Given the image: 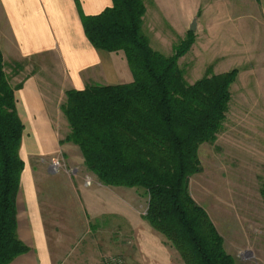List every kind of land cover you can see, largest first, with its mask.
<instances>
[{
    "label": "trees",
    "instance_id": "obj_1",
    "mask_svg": "<svg viewBox=\"0 0 264 264\" xmlns=\"http://www.w3.org/2000/svg\"><path fill=\"white\" fill-rule=\"evenodd\" d=\"M113 1L102 13L87 16L76 0L90 42L108 52L123 51L134 80L68 90L62 109L71 131L64 142L80 148L86 167L104 185L145 189L148 221L186 264H235L188 184L201 170L199 147L215 140L222 127L238 69L187 82L179 60L191 49L195 33L189 31L166 56L144 33V0ZM24 131L0 49V264L30 251L18 234ZM261 193L264 197V184Z\"/></svg>",
    "mask_w": 264,
    "mask_h": 264
},
{
    "label": "crops",
    "instance_id": "obj_2",
    "mask_svg": "<svg viewBox=\"0 0 264 264\" xmlns=\"http://www.w3.org/2000/svg\"><path fill=\"white\" fill-rule=\"evenodd\" d=\"M79 2L87 16L100 14L114 5L113 0ZM144 3L143 25L152 5L156 35L161 42H168V35L184 36L192 31L190 27L200 11L202 22L198 20V32H193L197 36L202 31L209 49L210 44L218 43L222 44L221 51H228L226 44L243 43L242 36L253 23L264 32V0H144ZM243 17L245 22L238 24L237 19ZM0 49L5 72L15 88L18 113L25 124L21 149L25 169L17 198L18 234L30 251L11 264H62L68 252L65 246L73 241L66 236L75 234L83 206L94 218L113 213L114 190L101 184V189L86 187L83 193L72 184L77 196L64 205L62 214L50 208L44 210L34 172L23 156V145H31L32 152L38 155L63 153L67 155V166L85 165L78 146L61 144L64 131H70L62 109L67 91L83 90L94 84H126L134 76L124 52L123 55L122 51L101 50L90 42L76 0H0ZM50 60L52 65L48 63ZM131 219L134 224H141V218ZM145 242L147 247L153 244L159 248L163 264L171 262L164 244H158L152 237Z\"/></svg>",
    "mask_w": 264,
    "mask_h": 264
},
{
    "label": "rangeland",
    "instance_id": "obj_3",
    "mask_svg": "<svg viewBox=\"0 0 264 264\" xmlns=\"http://www.w3.org/2000/svg\"><path fill=\"white\" fill-rule=\"evenodd\" d=\"M150 12L144 33L154 50L172 56L188 34L168 35L169 41L161 42L152 5ZM194 20L202 22L201 11ZM237 20L238 24L245 22L244 17ZM204 39L200 30L191 49L179 60L185 80L194 84L233 69H238V74L230 87L231 99L221 129L215 140L199 147L201 170L189 178V193L208 213L235 264H264V32L253 23L243 34V43L226 44L228 51H221L222 44L218 43L210 44L209 49ZM48 63L53 64L51 60ZM64 132L63 142L69 135ZM32 149L31 145H23V156L34 172L42 209L62 214L64 205L76 199L72 184L83 193L86 187L101 189L103 183L86 165L67 166L66 154L38 155ZM55 158L63 164L60 172L53 171ZM112 188L116 201L113 213L94 218L83 204L75 234L66 236L73 241L64 245L68 252L62 264H163L159 248L146 246L150 237L164 244L170 253L171 262L166 264H186L171 240L148 221L150 198L146 190L136 186ZM49 200L52 205L43 202ZM134 216L141 218V224H134Z\"/></svg>",
    "mask_w": 264,
    "mask_h": 264
},
{
    "label": "built area",
    "instance_id": "obj_4",
    "mask_svg": "<svg viewBox=\"0 0 264 264\" xmlns=\"http://www.w3.org/2000/svg\"><path fill=\"white\" fill-rule=\"evenodd\" d=\"M52 168H53V171L60 172L63 169V164L61 163L59 159L55 158L52 162Z\"/></svg>",
    "mask_w": 264,
    "mask_h": 264
},
{
    "label": "water",
    "instance_id": "obj_5",
    "mask_svg": "<svg viewBox=\"0 0 264 264\" xmlns=\"http://www.w3.org/2000/svg\"><path fill=\"white\" fill-rule=\"evenodd\" d=\"M190 29H191L192 31H194V32L197 30V20H194V21H193V23H192Z\"/></svg>",
    "mask_w": 264,
    "mask_h": 264
}]
</instances>
